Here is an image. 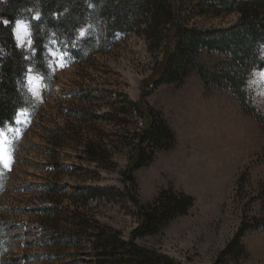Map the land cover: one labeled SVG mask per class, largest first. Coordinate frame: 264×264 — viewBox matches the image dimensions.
Instances as JSON below:
<instances>
[{
    "label": "rangeland",
    "instance_id": "1",
    "mask_svg": "<svg viewBox=\"0 0 264 264\" xmlns=\"http://www.w3.org/2000/svg\"><path fill=\"white\" fill-rule=\"evenodd\" d=\"M174 1L182 23L197 29L231 27L240 17L199 13L200 0ZM148 18L110 35L105 18L89 14L72 40L50 30L45 73L32 64V23H15L30 64L21 86L27 103L0 127V155L9 160L8 168L0 163V264H94L89 229L98 223L131 240L141 208L171 194L193 198V206L137 237L138 245L177 264H264V227H253L264 225V131L229 88L206 87L197 69L181 83L148 87L165 44L177 38L174 27L145 29ZM258 57L264 62V43ZM196 61L209 73L231 65L207 49ZM246 90L247 102L264 115V67L251 70ZM143 92V106L159 114L175 141L163 150L142 144L153 158L130 179L147 120L131 103ZM98 143L106 157L100 162L88 154ZM87 187L104 194L85 200ZM243 227L253 228L242 233L237 251L225 253Z\"/></svg>",
    "mask_w": 264,
    "mask_h": 264
},
{
    "label": "trees",
    "instance_id": "2",
    "mask_svg": "<svg viewBox=\"0 0 264 264\" xmlns=\"http://www.w3.org/2000/svg\"><path fill=\"white\" fill-rule=\"evenodd\" d=\"M94 11L87 0H0V127L12 123L18 111L26 103L21 89L30 62L24 51L19 48L15 35V23L20 19H29L33 30L32 61L38 72L47 71L45 60V44L50 30L72 40L78 27L89 14H98L105 18L108 33H128L133 30L134 23L142 15L149 16L145 21L147 27H174L176 42L165 44V55L159 68L147 79L148 87L163 83H181L194 69L201 74L206 87L215 85L229 88L238 98L243 110L257 118L264 131V115L247 102L246 81L248 74L256 66L264 67L258 57L259 47L264 43V0H200L195 6L199 13L237 11L240 17L231 27L204 30L182 23V10L174 0H90ZM40 18L35 20L34 15ZM215 51L225 54L231 65L207 72L196 61L201 50ZM145 92L141 102H132V110L142 118L146 125L137 134L142 150L133 153L127 173L130 179L132 172L146 165L152 158L146 153L142 144L157 146L160 149L172 148L175 136L165 122L154 115L150 108L143 106L146 101ZM90 146L88 154L91 160L100 162L106 158L102 154V145ZM102 158V159H101ZM108 158V157H107ZM83 196L95 199L102 196L101 187H87ZM193 206V198L185 195L171 194L163 197L153 208H141L143 222L133 231L131 240H123L117 231L98 223L89 233V242L95 253L94 264H177L170 256L159 255L150 249L138 245L139 236L155 234L164 223L178 214H187ZM146 210V211H145ZM250 226V225H249ZM252 226V225H251ZM256 229L264 225H253ZM253 227H243L240 235L224 251L233 253L240 245L243 232ZM86 228V227H85ZM89 232V231H88Z\"/></svg>",
    "mask_w": 264,
    "mask_h": 264
},
{
    "label": "snow or ice",
    "instance_id": "3",
    "mask_svg": "<svg viewBox=\"0 0 264 264\" xmlns=\"http://www.w3.org/2000/svg\"><path fill=\"white\" fill-rule=\"evenodd\" d=\"M0 163H3V166L5 168H8L9 167V160L4 155H0Z\"/></svg>",
    "mask_w": 264,
    "mask_h": 264
}]
</instances>
